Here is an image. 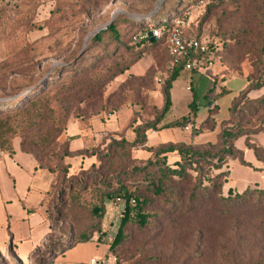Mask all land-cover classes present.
I'll return each instance as SVG.
<instances>
[{"label":"rangeland","instance_id":"obj_1","mask_svg":"<svg viewBox=\"0 0 264 264\" xmlns=\"http://www.w3.org/2000/svg\"><path fill=\"white\" fill-rule=\"evenodd\" d=\"M168 1L173 0H107L89 19L77 22L74 0H65L58 5V11L52 0H0V143L16 141L36 157L41 168L56 174L53 209L56 205L63 208L71 200L68 193L73 191L76 195L84 191L86 204L93 205L97 189L115 187L126 171L136 167V152L140 149H121L113 143L131 141L136 123H152L158 118L169 72L165 45L136 54L140 48L128 43L134 31L130 21L148 19L151 14L153 22L164 20ZM174 1L176 6L167 10L173 14L180 8L173 15L184 21V31L213 49L201 71H211L213 67V72L218 73L215 77L222 80L236 75L253 81L264 78V0ZM111 19L120 42L126 43L122 49V43H115L110 34L103 35L100 42L91 41L90 35ZM152 25L155 23L147 26ZM84 48L86 55L73 65L72 59ZM60 67L62 70L53 79L62 78L40 101L28 103L20 99L29 91L35 93L44 84L42 81ZM125 68L126 72L113 78ZM197 70L195 67L192 72ZM185 74L186 71L180 77ZM258 76L260 79H256ZM251 96H264V85ZM253 101L248 97L235 100L228 122L234 132L245 134L235 142V148L243 151L252 167H259L244 145L247 139L254 146L264 147V105H251ZM17 106L21 109L14 112ZM73 121L84 127L97 121L104 128H114L104 137L109 140L106 153L96 150L100 164L84 173L67 172L63 165L67 136L76 132ZM19 169L15 164L7 166L0 156V224L4 215L14 219L21 211L17 200L28 179ZM228 169V183L236 192L246 187L264 188V172L240 166L236 161L229 162ZM66 172L68 179L60 182ZM203 172L205 180L212 179L214 173L207 166ZM186 173L181 180H166L162 197L141 187L138 196L146 198L149 220L145 228L132 231L112 251L116 264H264V196L246 192L242 205L231 206L226 193L213 196L202 181L203 190L194 197L196 173ZM122 206L119 202L107 207L102 242L93 238L71 249L76 260L86 262L102 255L114 237ZM52 214L50 224L55 233L51 231L43 244L37 237L46 232L45 226L37 227L30 240L19 243L11 242L5 226L0 225V264H16L11 253L6 254L9 244L21 255L39 249L33 256L43 254L50 246L59 249L66 245L69 227H59L56 214ZM31 260V264H37L36 257Z\"/></svg>","mask_w":264,"mask_h":264},{"label":"trees","instance_id":"obj_2","mask_svg":"<svg viewBox=\"0 0 264 264\" xmlns=\"http://www.w3.org/2000/svg\"><path fill=\"white\" fill-rule=\"evenodd\" d=\"M77 6L78 14H75L74 19L77 22H82L86 19H89L93 13L101 8L102 5L107 0L102 1H85V0H74ZM53 4L55 5L56 10L58 11V5H61L65 2V0H52ZM168 1L165 3V11L166 17L164 20H160L158 22H153L151 18H144L141 20H131L130 24L134 31L130 35V42L135 46L136 49L140 48V51H137L136 54L141 53L142 49L145 48H155L157 46L165 45L166 47V55H167V44L165 40L166 32L170 29L173 25V22L179 18L174 17L177 14V9L173 14L169 11L173 9L176 4ZM169 9V10H167ZM56 17V15H52ZM155 23L156 26H163L165 28V32L163 36L156 40L155 42H150L149 39L139 40V37L148 33V26L150 23ZM152 25V26H155ZM264 25V24H262ZM263 35H264V27H263ZM186 37H191L188 35L187 30L183 31ZM105 34H110L113 37V41L117 44H120L119 34L115 29V24H112L104 30L99 31L96 35L91 38L93 42H100L101 37ZM199 41V39L195 37H191ZM126 46V43H122L120 49ZM207 52L203 55L204 59L208 58L209 56L213 55V49L207 46ZM87 53V49L84 48L83 51L78 53L71 61L73 65H75L78 61H80ZM187 58L183 59L181 64L178 67L171 68L169 66V57L167 55V67L169 76L165 81V85L163 88V105L158 118H156L152 123L142 124L140 122L135 124L133 128V138L131 141L120 140L118 143H113V145H118L121 149H140L145 145L146 138L145 133L147 131H158L162 129H174V128H183L186 124L192 123V117L195 114V100L193 96V100L189 106V114L185 117L181 118L179 121L172 122L167 125H161V121L165 114L168 112L170 107V99H169V91L171 88V84L177 78L179 73L184 70L183 66L186 62ZM136 62V61H135ZM133 62V64L135 63ZM69 63L67 66H71ZM63 67L58 68L56 71L53 70L50 75H48L42 82L41 86H38L37 91L31 93V91L27 92L26 94L22 95L20 99H24V102L30 103L33 101L37 103L43 97V95L48 93V89L56 86L57 81L62 77H59L54 81L53 76L55 73L59 75V72L62 70ZM68 68V67H66ZM128 68L122 69L113 78L123 74L127 71ZM63 73V72H62ZM205 74H209V70L204 71ZM57 78V77H56ZM256 79H260L258 76ZM255 79V80H256ZM248 86L247 88L239 94V96L232 101V103L237 99H243L248 97V93L251 91L260 90L264 85V78L260 81H253L252 79H248ZM215 82V80H214ZM35 100V101H34ZM254 100L251 105H264V96L259 97L257 99H250ZM231 103V105H232ZM18 107V106H17ZM14 108V112H17L18 109L21 107ZM231 108V106H230ZM232 114L231 109H229V119L226 122H223L220 126V133L217 137V142L214 145H207L204 147H191V146H183V145H164L160 146L156 149H151L150 153L151 156L146 161H139L137 160L136 167H133L130 172L126 171L124 173L122 180L115 184V187H107L106 190L104 189H97L94 193L96 195L95 201L93 205L86 204L84 199V191L81 188V193L76 195L75 192H70L71 200L65 203V206L62 208L61 205H56L49 211V218L53 220L54 212L55 218L59 221V227L63 225H67L69 227L68 236H67V244L62 245L59 249L55 246H50L48 248V255L46 253L40 254L36 257L37 264H50L49 258L53 257V252H57L60 254L65 250L71 249L74 245L79 243H86L90 240L93 233L100 232V221L105 213L104 203L105 202H115L116 200H120L123 204L122 211L120 213V220L114 234V237L109 245V251L113 255V250L120 246L123 242H125L131 232L135 229L142 230L147 225L149 220V214L146 211V198L143 197L140 199L138 193H141V187H144V190H147L155 195L156 197H162L163 194V183L168 180H181L186 176V170H192L196 173V186H194L193 194L194 197H198V191L203 190L201 189L202 181L207 183V191H209L213 196H219L221 192L227 194V198L229 199L232 204L231 206H240L243 203V194L246 192H256L259 196H264V188L263 189H256V188H248L240 193H237L231 189L224 190V185L227 183V179L229 177V172L227 170V163L230 160H236L239 165L243 167H250L248 163H246L243 159V153L237 150L234 147V142L238 139L245 136L244 133L234 132L233 126L230 125L228 122L230 120V116ZM110 115V114H109ZM188 122V123H187ZM157 125H161L158 129H156ZM244 144L247 149L251 150L253 156L257 161H259L264 166V147H258L251 144L247 139L244 140ZM20 149L31 155L36 163L39 166L36 157L33 156L31 153L24 150L21 144H19ZM108 144L104 148L100 149H91L85 150L81 153L83 158H89L90 162L86 169L77 170L78 172H86L90 168H94L96 163L100 164L98 160V155L96 154V150L98 152L106 153V148ZM111 146V145H110ZM0 151H7L11 153V144L10 142H1L0 143ZM68 147L67 153L63 157V165L64 169L69 172V167L65 165L64 159L68 157ZM207 166L211 172L214 173L212 175V179L205 180L204 178V167ZM40 167V166H39ZM41 168V167H40ZM44 169V168H43ZM45 171L55 174L53 171L49 169H45ZM67 172L64 174L65 176L60 177V182L64 181L65 178L68 179ZM56 177V174H55ZM134 179V180H132ZM57 180V177H56ZM58 180L55 181L53 185V200L57 197L56 185ZM142 189V190H143ZM80 192V191H79ZM146 192V191H145ZM83 193V194H82ZM144 193V191H143ZM209 195L211 197L212 195ZM230 195H233L232 197ZM193 196V195H192ZM61 223V224H60ZM50 230L54 232V226L50 224ZM55 233V232H54ZM115 258L116 256L113 255ZM117 262V258H116Z\"/></svg>","mask_w":264,"mask_h":264},{"label":"crops","instance_id":"obj_3","mask_svg":"<svg viewBox=\"0 0 264 264\" xmlns=\"http://www.w3.org/2000/svg\"><path fill=\"white\" fill-rule=\"evenodd\" d=\"M183 72H185V70L181 71L171 84L169 91L170 107L160 124L162 126L167 125L172 122L179 121L181 118L188 115L189 106L194 96L195 114L192 117V123L187 122L188 124H186L183 128L147 131L145 133V145L136 152L138 158L137 160L146 161L151 156V149H156L164 145L172 144L204 147L216 144L221 124L229 119V109L232 101L236 99L248 86V81L245 76L236 75L235 77L226 80L216 78L215 76H217L218 73L216 74L213 72V67L211 68L209 74H205L204 71H186L184 77H180ZM187 87H189V90H186ZM254 92L255 91L249 92L247 95L248 98L257 99L251 96ZM167 116H170L168 120ZM75 124L76 132L67 136L69 139V156L64 159V163L69 167V171L86 169L89 165L90 159L83 158L81 153L85 150L104 148L109 142V140L104 139L105 135L108 131L114 130L113 125H109L104 128V126L97 121H93L88 127H84L78 122H75ZM245 148L247 149L246 146ZM142 149H145V152L142 151ZM241 152L243 153V151ZM0 156L6 160L7 166L9 164H15L16 167L20 168V172L28 179L21 199L17 200L20 203L21 208L19 216H16L13 219L10 215L6 214L3 217L4 222H1L0 225L5 226L7 232L6 234L11 242L19 243L30 240L32 231L37 227L45 226L46 232L43 231L42 234L37 237L38 241L43 243L51 236V220L49 218V211L54 203L52 187L55 184L56 177L54 174L37 166L35 159L31 155L23 152L20 149L19 143L16 141L11 143V153H8L7 151H0ZM231 161L236 160L228 161V172L229 162ZM244 161L248 163L253 170L264 172V166L259 161L256 160L259 167H252L245 159ZM229 180L230 172L227 183L224 185V190L231 189L236 192L235 188L228 183ZM246 189H248V187H246ZM4 202L7 203L9 201L5 200ZM111 204L116 205L117 203H104L105 213L100 221V232L93 233L90 240L95 238L97 242H102L104 233L102 229L104 226L103 219L106 216L108 210L107 207ZM18 249L19 248H16V250ZM71 249L65 250L64 252L56 255V252H53L54 257L49 258L50 264H89L90 260H100L104 257L112 255L109 251V245H107L101 256L90 257L86 262H82L84 260L78 261L75 259L74 252ZM9 252L14 259V263L19 264V262H26L31 264V258L37 257L36 255L33 256V254L40 252V250L36 249L32 253L21 255L17 253V251H14V249L11 248V244H9L6 249V254ZM42 252L46 253L45 255H48V249L43 250Z\"/></svg>","mask_w":264,"mask_h":264},{"label":"built area","instance_id":"obj_4","mask_svg":"<svg viewBox=\"0 0 264 264\" xmlns=\"http://www.w3.org/2000/svg\"><path fill=\"white\" fill-rule=\"evenodd\" d=\"M183 31L184 21L182 19H177L166 32L165 40L167 44L169 66L171 68L178 67L183 59L187 58L183 66L185 71L192 72L195 70V67L198 69L197 71H201L200 68L204 61L203 55L206 54L208 49L207 45L194 38L186 37ZM164 32L165 28L163 26H150L148 28V33L140 36L139 40L149 39L148 34H150V38L158 40L163 36ZM186 90H189V87H187ZM115 202L119 203L121 201L116 200ZM89 264H116V258L113 255H109L100 260H90Z\"/></svg>","mask_w":264,"mask_h":264},{"label":"water","instance_id":"obj_5","mask_svg":"<svg viewBox=\"0 0 264 264\" xmlns=\"http://www.w3.org/2000/svg\"><path fill=\"white\" fill-rule=\"evenodd\" d=\"M152 16H153V15L151 14V15L149 16V18H151ZM141 19H144V18H143V17H138V18H136V20H141ZM111 24H112V19L108 22L107 25H105L103 28H101V29H99V30L93 32L90 36H94V35H96L99 31L106 29V28L109 27ZM148 37H149L150 42H155V41H156L155 38H150V34H148ZM83 50H84V49H83ZM83 50H82V51H83Z\"/></svg>","mask_w":264,"mask_h":264}]
</instances>
